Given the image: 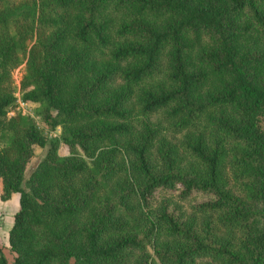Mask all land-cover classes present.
<instances>
[{
	"label": "trees",
	"instance_id": "obj_1",
	"mask_svg": "<svg viewBox=\"0 0 264 264\" xmlns=\"http://www.w3.org/2000/svg\"><path fill=\"white\" fill-rule=\"evenodd\" d=\"M263 115L264 0H0L12 264H264Z\"/></svg>",
	"mask_w": 264,
	"mask_h": 264
},
{
	"label": "rangeland",
	"instance_id": "obj_2",
	"mask_svg": "<svg viewBox=\"0 0 264 264\" xmlns=\"http://www.w3.org/2000/svg\"><path fill=\"white\" fill-rule=\"evenodd\" d=\"M31 45V42L26 43V50ZM25 62H26V53L19 55V64L10 70V79H11V86L12 92L14 95V102L11 107L8 108L6 117H10L15 113H20L22 115H26L30 117L37 129L43 135L47 136H59L61 133V127L59 125L55 126L53 129L48 130L46 128V124L41 118V108L43 104L41 102H29L23 101L20 97L19 91V83L21 80L22 75L25 71ZM260 126L264 129V115L259 119ZM76 148V147H75ZM47 147H37L33 146V154L32 158L26 164L24 169L23 176L24 178H28L31 171L33 170L34 166L40 160L46 152ZM79 155L81 152L78 148L75 150ZM57 154L61 156H67L70 154L69 147L59 143V147L57 149ZM83 157V155H81ZM85 161L89 164V159L83 157ZM163 193H159L161 195ZM158 195V196H159ZM204 195L197 194L195 198L202 199ZM17 210V194L12 193L7 200H0V250L3 253L4 257L6 258L9 264H12L14 253L11 252L8 248L7 244V231L11 226L12 216L14 212Z\"/></svg>",
	"mask_w": 264,
	"mask_h": 264
}]
</instances>
